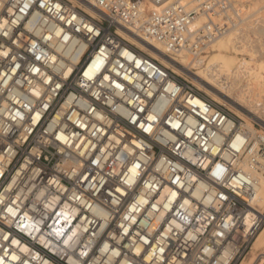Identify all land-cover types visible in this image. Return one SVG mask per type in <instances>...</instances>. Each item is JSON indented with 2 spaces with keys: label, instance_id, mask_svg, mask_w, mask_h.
I'll return each instance as SVG.
<instances>
[{
  "label": "built area",
  "instance_id": "built-area-1",
  "mask_svg": "<svg viewBox=\"0 0 264 264\" xmlns=\"http://www.w3.org/2000/svg\"><path fill=\"white\" fill-rule=\"evenodd\" d=\"M144 1L93 0V18L83 0H0V264H241L251 252L264 134L119 33L203 55L238 10Z\"/></svg>",
  "mask_w": 264,
  "mask_h": 264
},
{
  "label": "bare ground",
  "instance_id": "bare-ground-1",
  "mask_svg": "<svg viewBox=\"0 0 264 264\" xmlns=\"http://www.w3.org/2000/svg\"><path fill=\"white\" fill-rule=\"evenodd\" d=\"M85 1L83 7L90 17H102L93 6V0ZM191 1L185 0L186 3ZM231 1L238 10V21L231 23L228 31L215 39L203 55H194L188 50L171 53L165 45L151 39L143 40L130 32L119 33L166 69L191 79L199 91L218 104L231 103L243 130L264 134V0ZM143 6L151 8L148 0ZM212 19L222 21L220 14H215ZM205 22L206 15L201 14L194 25L199 27ZM244 168L247 169V164ZM256 177L259 186L255 205L263 211L264 179ZM252 216L251 212L247 216V228L252 223ZM259 255H264V228L254 241L248 258L241 264H254Z\"/></svg>",
  "mask_w": 264,
  "mask_h": 264
},
{
  "label": "rangeland",
  "instance_id": "rangeland-1",
  "mask_svg": "<svg viewBox=\"0 0 264 264\" xmlns=\"http://www.w3.org/2000/svg\"><path fill=\"white\" fill-rule=\"evenodd\" d=\"M143 52V51H142ZM172 71V70H171ZM173 72V71H172ZM183 78H185V79H187V80H189V81H191L193 84H194V82L191 80V79H188V78H186V77H184V76H182ZM197 88V87H196ZM210 98V97H209ZM211 99V98H210ZM213 100V99H212ZM214 101V100H213ZM217 103V102H216ZM219 105H221V106H223L226 110H228L232 115H234L235 117H237L236 115H235V113H234V110H233V108H234V106L231 104V103H226V104H219ZM238 118V117H237ZM241 120V119H240ZM254 125H255V127L257 128V129H259V130H261V127H260V125L257 123V122H254L253 123ZM248 258V257H247Z\"/></svg>",
  "mask_w": 264,
  "mask_h": 264
}]
</instances>
